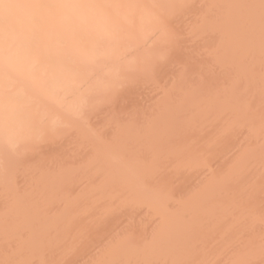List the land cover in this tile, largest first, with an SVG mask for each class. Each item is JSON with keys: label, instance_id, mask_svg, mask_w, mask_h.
<instances>
[{"label": "bare ground", "instance_id": "obj_1", "mask_svg": "<svg viewBox=\"0 0 264 264\" xmlns=\"http://www.w3.org/2000/svg\"><path fill=\"white\" fill-rule=\"evenodd\" d=\"M0 0V264H264V0Z\"/></svg>", "mask_w": 264, "mask_h": 264}, {"label": "clouds", "instance_id": "obj_2", "mask_svg": "<svg viewBox=\"0 0 264 264\" xmlns=\"http://www.w3.org/2000/svg\"><path fill=\"white\" fill-rule=\"evenodd\" d=\"M59 11L63 20L77 26H88L102 16V11L96 4L80 3L79 0H64Z\"/></svg>", "mask_w": 264, "mask_h": 264}]
</instances>
